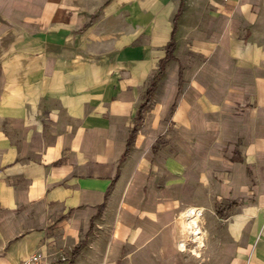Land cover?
<instances>
[{
    "label": "crops",
    "instance_id": "0c3cea01",
    "mask_svg": "<svg viewBox=\"0 0 264 264\" xmlns=\"http://www.w3.org/2000/svg\"><path fill=\"white\" fill-rule=\"evenodd\" d=\"M181 1L0 0V264H179L195 207L197 264H264V0H184L123 156Z\"/></svg>",
    "mask_w": 264,
    "mask_h": 264
},
{
    "label": "trees",
    "instance_id": "16d2710c",
    "mask_svg": "<svg viewBox=\"0 0 264 264\" xmlns=\"http://www.w3.org/2000/svg\"><path fill=\"white\" fill-rule=\"evenodd\" d=\"M183 2H184V0L181 1L180 7L178 9V12H177V14H176V16L174 18V27H173V30H172V34H171V38H170L169 44H168L167 49H166V55H165V57H163L161 59L160 68H159L158 72L154 75V77L152 78L151 83H150L149 87L147 88L145 99L142 102V104L140 105V107L138 108L137 116L135 118V122H134V125L132 127V130H131V133H130V136H129V139H128L127 147H126V150H125L123 156H126L129 153V151H130V149H131V147L133 145V142H134V140L136 138V135L138 133L139 126L141 125L146 112L149 110V108L151 106L153 93H154V91H155V89L157 87V83H158L159 79L162 77V75L164 73L166 62L169 59L174 57V50H175V46H176L175 34H176V31H177V28H178L177 20H178V17L180 15V13L182 12ZM79 248H80V246H78L74 250V256L78 252Z\"/></svg>",
    "mask_w": 264,
    "mask_h": 264
},
{
    "label": "rangeland",
    "instance_id": "374dc122",
    "mask_svg": "<svg viewBox=\"0 0 264 264\" xmlns=\"http://www.w3.org/2000/svg\"><path fill=\"white\" fill-rule=\"evenodd\" d=\"M197 220H198V222H199V220H200V218L199 217H197ZM186 222H187V218L186 217H183V228L185 227V232H186V234H187V238H188V242H189V246H188V249H187V251L185 252V254L184 255H182L181 257H179V259H178V263L179 264H197V262H196V251H192V250H190V249H192V248H195V246L200 242L199 240L198 241H194L193 239H192V234H191V232H192V229H188L187 228V224H186ZM202 242V241H201ZM200 242V243H201ZM184 244V243H183ZM190 248V249H189ZM146 261H144V262H141V260H140V262H141V264H157V261H155L154 259H153V257L151 256H148L147 257V259H145Z\"/></svg>",
    "mask_w": 264,
    "mask_h": 264
},
{
    "label": "built area",
    "instance_id": "2783aa9c",
    "mask_svg": "<svg viewBox=\"0 0 264 264\" xmlns=\"http://www.w3.org/2000/svg\"><path fill=\"white\" fill-rule=\"evenodd\" d=\"M203 213V210L200 208H188L185 212V217L187 218L188 216H201ZM60 258L63 261H67L68 258L64 255L60 256ZM22 264H50L48 260H46V256L43 255L42 253H36L32 254L29 258L24 260Z\"/></svg>",
    "mask_w": 264,
    "mask_h": 264
},
{
    "label": "bare ground",
    "instance_id": "6f19581e",
    "mask_svg": "<svg viewBox=\"0 0 264 264\" xmlns=\"http://www.w3.org/2000/svg\"><path fill=\"white\" fill-rule=\"evenodd\" d=\"M197 217L199 216H188L187 217V222H186V226L188 229H192V239L194 241H202V237H201V230H200V226H199V222L197 220ZM200 218V217H199ZM182 246L184 247L185 244L182 243Z\"/></svg>",
    "mask_w": 264,
    "mask_h": 264
}]
</instances>
